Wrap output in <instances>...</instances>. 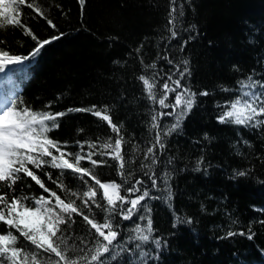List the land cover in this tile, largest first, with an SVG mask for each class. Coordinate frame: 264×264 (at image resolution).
<instances>
[{
    "label": "trees",
    "instance_id": "1",
    "mask_svg": "<svg viewBox=\"0 0 264 264\" xmlns=\"http://www.w3.org/2000/svg\"><path fill=\"white\" fill-rule=\"evenodd\" d=\"M28 2L42 7L56 28L27 7L21 9L22 24L40 40L59 39L33 56L30 53L37 43L22 28L0 30V50L27 57L0 71L4 103L10 98L20 109L66 112L59 118V127L48 135L66 144L63 150L73 155L81 151L77 142L97 144V149H89L85 143L81 154L99 150L109 138L114 143L117 134L106 122L89 112L74 111L106 108L124 137L126 173L131 172L132 182L142 179L141 192L150 193L142 202L150 212L141 208L127 221L119 210L113 215L120 233V255L108 264H264V126L218 120L229 103L247 91L241 89V81L251 77L264 84V0H86L83 8L78 0ZM173 7L177 9L173 13L179 31L176 39L170 37L168 24ZM185 40L188 43L181 50ZM184 60L189 62V74L181 83L197 94L195 104L178 128L163 135L176 122L175 115L161 116L160 127H151L153 115L172 109L151 101L138 77L155 76L159 97L169 74L173 80L180 78L176 65L182 71ZM153 63L155 69L146 67ZM204 91L209 95H200ZM166 102L174 103V94ZM157 131L165 147L155 150L157 163L151 165V173H155L157 187L153 188L144 175L149 169L142 170L140 165L151 164L145 152L155 142ZM93 158L108 161L95 169L102 182H121L117 162L99 155ZM81 166L93 167L88 161ZM29 167L47 188L58 190L62 198L75 199L78 205H82L78 197L94 184L88 177L85 184L67 170L62 174L48 164L41 169ZM21 177L12 189L0 186V193H7L9 200L13 195H49L30 177ZM60 183L70 191L64 192ZM101 194L98 191V200ZM26 203L32 206L34 200ZM84 211L102 222L99 209L92 206L91 213ZM149 215L153 231L149 241L141 242L135 239L134 229L137 224L145 227L146 219L139 217ZM9 230L19 236L0 222V234ZM229 231L237 234L228 237ZM250 234L252 239L247 238ZM65 236L73 258L87 253L96 242L95 231L79 216ZM28 244L21 238L18 246ZM141 251L144 257L139 256Z\"/></svg>",
    "mask_w": 264,
    "mask_h": 264
},
{
    "label": "snow or ice",
    "instance_id": "2",
    "mask_svg": "<svg viewBox=\"0 0 264 264\" xmlns=\"http://www.w3.org/2000/svg\"><path fill=\"white\" fill-rule=\"evenodd\" d=\"M78 2L83 8L86 0H78ZM23 7L33 9L35 13L46 19L49 26L53 29L56 28L53 21L46 17L42 7L28 2V0H0V30H6L9 27L22 28L24 34L30 36L37 43V47L30 53V55L35 56L39 54L44 46L50 44L53 40L59 39V36L40 40L30 28L22 24L21 9ZM176 12L177 9L173 7L169 13L168 24L171 26L169 31L172 39L179 36V31L176 28V17L173 15ZM179 15L183 16L182 8ZM193 38L189 37V39ZM187 43V40L181 43V50ZM24 59H27V57L10 55L9 51L0 50V71L7 65L19 63ZM168 63L171 64L172 61L169 60ZM188 63L187 60L183 61L182 71L180 65H176V74L180 78L173 80L172 75L169 74L167 79L162 82L163 92L159 97L156 92L158 84L155 76L150 78L140 75L138 77L142 81L151 101H158L162 108L172 109L171 112L153 115L151 117L153 122L151 127L153 129L160 127L159 118L161 116L175 115L176 122L163 135H169L178 128L195 104L197 94L181 83V80L189 74ZM146 67L155 69L156 64L153 63ZM169 81H171L172 86H170ZM240 87L241 89H247V91H243L241 95L229 103L228 108L218 117L219 122L252 128L264 126V118H262L264 117V84L253 81L249 77L247 82H240ZM169 94H174V103L169 104L166 102ZM200 95L206 96L209 93L204 91ZM10 105L0 109V186L12 189L17 181L21 180V174H23L35 181L49 195L42 194L39 198L13 195L9 200L7 193H0V222L6 225L8 229H15L19 233L18 236L9 230L6 234H0V264H108L109 260H115L120 255V252L117 251L120 233L118 228L114 226L113 215L117 214L119 210L118 214L123 220L127 221L132 219L134 214L141 208L150 212L147 205L142 204L150 195L147 189L141 192L140 186L143 185L144 181L136 179L132 182L131 172L126 173L125 171L127 162L122 148L124 137L120 135L121 128L113 122L106 108L103 111L97 110L96 106L89 109H74L77 112H89L106 122L111 131L115 132L117 136L114 143L109 138L108 142L99 145V150L88 151L85 154L81 153L84 144L87 142H77L80 144L81 151L73 155L63 150L66 144L61 145L48 135L53 129L59 127V118L65 116L66 112L53 114L50 111H34L29 107L20 109L15 102H10ZM68 111H73V109ZM162 139L161 132L157 131L155 142L147 147L145 152V158L150 159L151 164L140 165L142 170L149 169V171L144 172V175L151 179L153 188L157 187V179L155 173H151V165L157 163L155 156L157 146L160 149L165 147ZM87 147L97 149V144L87 143ZM96 155L109 157L117 162L121 182H102L98 178L95 169L107 165L108 161L106 159H94L93 157ZM82 161L90 162L93 167L81 166ZM45 164L60 170L62 174L67 170L68 173L78 177L85 184L88 183L85 177L94 182L93 185L88 187V190L82 193V196L78 197L82 200V205H78L77 201L70 197L62 198V195L58 194V190L47 188L41 178L29 167V165H32L35 169H41ZM46 175L49 180L53 179L50 173H46ZM240 175H244V173H240ZM163 179L166 183L168 176L165 175ZM59 188L64 189V192L70 191L63 183L59 184ZM98 191L102 193L100 200L97 199ZM71 196L75 197L78 194L71 192ZM170 196L171 192L169 191ZM28 200H34V204L29 206L26 203ZM92 206L100 210L102 222H98L96 216L85 214V209L89 213L92 212ZM75 216L81 217L82 221L95 231L96 242L87 253L73 258L69 255L71 250L68 246L65 230L70 229L75 223ZM139 218L141 220L146 219V226L141 227L139 224L135 226L134 231L137 234L135 239L147 242L153 231V221L150 215L147 217L140 216ZM62 225L65 227L62 228ZM236 234L229 231L227 236L232 237ZM239 235L243 236L244 232H240ZM21 238L29 244L18 246ZM247 238L252 239L253 235L250 234ZM29 246L31 250H27ZM156 246L160 247L159 240L156 241ZM136 247L140 248V244H137ZM122 250L127 251V249ZM145 255L146 253L143 251L139 252L140 257Z\"/></svg>",
    "mask_w": 264,
    "mask_h": 264
},
{
    "label": "rangeland",
    "instance_id": "3",
    "mask_svg": "<svg viewBox=\"0 0 264 264\" xmlns=\"http://www.w3.org/2000/svg\"><path fill=\"white\" fill-rule=\"evenodd\" d=\"M6 105L2 101V96H0V109L4 108Z\"/></svg>",
    "mask_w": 264,
    "mask_h": 264
}]
</instances>
